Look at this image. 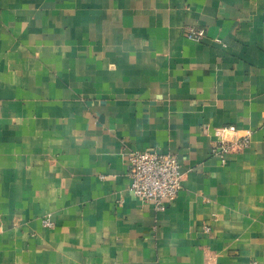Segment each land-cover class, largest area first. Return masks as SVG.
<instances>
[{
	"label": "crops",
	"instance_id": "0c3cea01",
	"mask_svg": "<svg viewBox=\"0 0 264 264\" xmlns=\"http://www.w3.org/2000/svg\"><path fill=\"white\" fill-rule=\"evenodd\" d=\"M141 150L180 165L161 208ZM0 264H264V0H0Z\"/></svg>",
	"mask_w": 264,
	"mask_h": 264
},
{
	"label": "built area",
	"instance_id": "2783aa9c",
	"mask_svg": "<svg viewBox=\"0 0 264 264\" xmlns=\"http://www.w3.org/2000/svg\"><path fill=\"white\" fill-rule=\"evenodd\" d=\"M203 29L189 27L188 38L200 40ZM216 139L212 140L210 152L225 162L226 156L245 148L250 143L251 130L239 134L235 125L222 126L216 130ZM127 176L130 180L129 190L141 200L162 207L164 199L175 198L180 190L182 172L176 155L159 150L134 151L128 155ZM44 226H51L48 218L42 219ZM206 231L208 226H204Z\"/></svg>",
	"mask_w": 264,
	"mask_h": 264
}]
</instances>
